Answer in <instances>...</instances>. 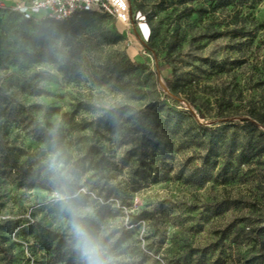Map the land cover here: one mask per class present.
<instances>
[{
    "label": "rangeland",
    "instance_id": "rangeland-1",
    "mask_svg": "<svg viewBox=\"0 0 264 264\" xmlns=\"http://www.w3.org/2000/svg\"><path fill=\"white\" fill-rule=\"evenodd\" d=\"M230 1L223 7L219 0H129L136 35L117 45L107 43L117 29L113 18L100 15L98 32L77 18V35L61 41L65 59L44 87L41 69L56 64L55 41L46 61L36 63L30 48L40 24L0 12V245L13 259L0 254V264H74L66 223L35 177L41 124L57 121L92 178L100 215L121 221L119 243L131 264H264L254 242L264 221V124L252 118L264 115V0ZM173 67L198 84L174 94ZM91 93L112 107L154 105L162 121L179 124L204 149L223 146L236 157L260 146L261 155L229 184L217 179L222 156L212 180L188 185L177 175L201 150L187 148L172 162V180L154 184L159 167L137 169L128 146L105 141L108 164L95 174L91 134L71 126L75 106ZM95 116L82 113L76 122ZM115 133L103 131L102 142L117 139Z\"/></svg>",
    "mask_w": 264,
    "mask_h": 264
},
{
    "label": "trees",
    "instance_id": "trees-1",
    "mask_svg": "<svg viewBox=\"0 0 264 264\" xmlns=\"http://www.w3.org/2000/svg\"><path fill=\"white\" fill-rule=\"evenodd\" d=\"M219 2H223V7L229 6L231 3L230 0H219ZM2 10L12 11L9 8H5L0 9V12ZM14 14L19 16L25 25L40 24L30 48L33 53L31 57L38 59L36 63L46 61L48 43L51 41H64L65 39L76 37L75 21L77 18H81L83 26L88 30L98 32L101 23L97 20L100 15H105L98 12H85L76 14L68 20L56 21L47 17L26 20L19 13L14 12ZM115 26L117 28L116 33L107 41L110 45H117L127 40L124 30L120 31L119 24L116 23ZM171 48L173 51L177 50L174 45H171ZM226 63L223 62L220 66L222 72L226 68ZM110 76H113V73H110L109 77H104L105 84L110 81ZM173 80L171 89L177 95L186 94L187 91L198 84L195 77L179 75L176 67H173ZM101 98L94 99L91 93L89 98L84 99L75 106L71 120V126L78 133L89 132L91 134L88 158L91 170L95 174L102 175L108 164V157L105 153V141L128 146L127 159L130 161L134 160L137 164V169L148 171L150 169L154 170V167H159L161 170H155V176L151 177V181L154 184L172 180L170 172L174 168L172 162L177 154L187 148L198 147L201 150V153H197L196 157L187 159V163L191 165V168L186 164V167L190 169L187 168L177 175L179 181L188 185L200 184V186H203L206 182L212 180L213 173L218 169L219 160L222 156L225 163L219 169L217 179L223 185L229 184L235 180L241 166L250 164L252 160L261 155L258 154L260 146L249 150H241L236 157H232V149H229L230 153H225L223 146L204 149L179 124L162 121L158 117V111L154 105H145L143 108L137 109L130 107V105L118 104L112 107V111L105 112L97 106L102 101H105L103 97ZM82 113L96 116L93 120L82 119L77 123L76 117ZM252 118L264 124V115L261 112H254ZM102 130L109 135L111 134V136L113 132H116L117 139H109L108 135L104 137L102 142ZM195 161L199 162L198 165L193 164ZM262 214L264 218V208L262 209ZM254 242L259 246L260 254L264 257V221L255 233ZM0 254L4 255L9 261L13 260L8 250L1 245Z\"/></svg>",
    "mask_w": 264,
    "mask_h": 264
},
{
    "label": "clouds",
    "instance_id": "clouds-1",
    "mask_svg": "<svg viewBox=\"0 0 264 264\" xmlns=\"http://www.w3.org/2000/svg\"><path fill=\"white\" fill-rule=\"evenodd\" d=\"M56 64L41 69L44 87L56 76V69L65 59L62 42L52 45ZM105 112L112 111L110 101L97 105ZM45 128V141L37 158L35 177L50 189L51 203L66 223V246L74 256V264H131L120 241L121 221L102 217V202L91 190L92 178L86 165L63 138L62 122Z\"/></svg>",
    "mask_w": 264,
    "mask_h": 264
},
{
    "label": "built area",
    "instance_id": "built-area-1",
    "mask_svg": "<svg viewBox=\"0 0 264 264\" xmlns=\"http://www.w3.org/2000/svg\"><path fill=\"white\" fill-rule=\"evenodd\" d=\"M6 1L0 0V9L9 8L26 20L47 17L64 21L79 13L98 12L123 26L127 39L136 35L137 21L132 15L129 0H19L12 6H7Z\"/></svg>",
    "mask_w": 264,
    "mask_h": 264
},
{
    "label": "crops",
    "instance_id": "crops-1",
    "mask_svg": "<svg viewBox=\"0 0 264 264\" xmlns=\"http://www.w3.org/2000/svg\"><path fill=\"white\" fill-rule=\"evenodd\" d=\"M15 1H19V0H7L6 2H5V4L7 5V6H12L14 3H15ZM22 1H26V0H22Z\"/></svg>",
    "mask_w": 264,
    "mask_h": 264
}]
</instances>
